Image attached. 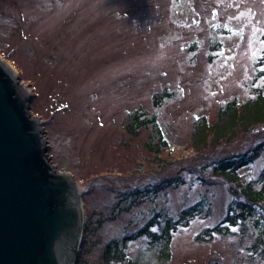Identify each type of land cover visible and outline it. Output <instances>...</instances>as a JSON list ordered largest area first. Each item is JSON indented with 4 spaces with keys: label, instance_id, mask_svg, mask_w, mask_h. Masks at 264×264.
<instances>
[{
    "label": "rangeland",
    "instance_id": "obj_1",
    "mask_svg": "<svg viewBox=\"0 0 264 264\" xmlns=\"http://www.w3.org/2000/svg\"><path fill=\"white\" fill-rule=\"evenodd\" d=\"M0 58L32 96L51 164L82 191L77 264H107L105 250L110 262L123 251L124 262L148 264L149 238L129 237L194 204L200 211L172 233L167 264H264V210L222 223L245 198L207 166L251 147L264 123L198 140L203 122L224 121L227 102L264 92V0H0ZM158 92L169 96L155 106ZM137 112L164 134L157 154L147 147L158 142L154 122L127 129ZM263 168L264 153L238 172L259 189ZM176 175L182 183L152 194ZM218 224L221 234L203 232Z\"/></svg>",
    "mask_w": 264,
    "mask_h": 264
},
{
    "label": "water",
    "instance_id": "obj_2",
    "mask_svg": "<svg viewBox=\"0 0 264 264\" xmlns=\"http://www.w3.org/2000/svg\"><path fill=\"white\" fill-rule=\"evenodd\" d=\"M32 96L0 61V264H77L85 223L78 184L48 159Z\"/></svg>",
    "mask_w": 264,
    "mask_h": 264
},
{
    "label": "trees",
    "instance_id": "obj_3",
    "mask_svg": "<svg viewBox=\"0 0 264 264\" xmlns=\"http://www.w3.org/2000/svg\"><path fill=\"white\" fill-rule=\"evenodd\" d=\"M167 95L169 96V93L167 94V92L155 93L154 105L157 106ZM219 114L220 119L223 118L224 121L218 120L213 124H208L206 121L203 122L204 124L198 135V140L200 142L206 141L209 134H212L211 141L214 142L216 138H223L226 135H231L230 137H232L238 128L244 133L254 132L259 124L264 123V92L259 89L255 96L247 99L243 103H238L234 98L221 108ZM131 118H134L135 125H133V128L129 124H126V126L129 131L132 130L134 132H136L141 126L147 127L154 122L153 127L155 134L158 135V142L148 143L147 147L151 152L157 154L159 147L164 146L167 143L159 125L154 119L145 118L142 112H137L133 117L129 116L128 120L130 121ZM254 139H258V141L253 140L251 147L236 152L234 155L223 156L218 160H212L207 164L208 167L209 165L212 166L211 169L214 174L221 176L230 184V190L236 197L243 195L245 198V201H240L235 207L232 206L226 214L222 223H228L229 226H235L239 223L243 224L248 216L255 214L257 208H262L264 210V168L262 169L258 180L259 182H262L259 189L255 188L254 183L252 182H244L241 178V174L238 172L240 168L254 163L264 153V135L257 132L254 134ZM178 181H180L179 183L183 182L179 175L166 178L156 185L151 192L154 195L166 187L176 185V182ZM237 208H239V210H237ZM199 211L200 206L197 204L187 206L179 212L177 219L166 217L163 219V224H161L162 221H159L161 214H157L156 219H153L152 222L144 225L137 235L134 234L129 238L135 239L138 236H147L150 240L151 247H153L148 264H167V260L170 259L171 255L170 246L172 233L177 229L178 225H189L190 220L196 216ZM220 225L221 224L206 228L203 232H207L210 235L213 233L221 234ZM152 226H158L157 231L151 230ZM86 228L87 226L85 225L81 247L86 242ZM226 229L228 230V228ZM200 237L201 236H197L196 239L199 241H205L204 239H200ZM260 241L264 242V227L262 229V239ZM253 248L255 250L256 247L253 246ZM106 255L107 253L105 250L104 259L107 264H121L122 262L123 264H138L140 259L138 256L135 260L124 262L125 260L122 251L116 255L113 262H110V260H107ZM210 264L221 263L216 261Z\"/></svg>",
    "mask_w": 264,
    "mask_h": 264
},
{
    "label": "bare ground",
    "instance_id": "obj_4",
    "mask_svg": "<svg viewBox=\"0 0 264 264\" xmlns=\"http://www.w3.org/2000/svg\"><path fill=\"white\" fill-rule=\"evenodd\" d=\"M0 61H2L4 64H6L8 66V68H10V70L15 74V70H13L12 66L10 64H8L4 59L0 58ZM16 75V74H15ZM77 195V199H79L81 205H82V201H81V193L76 192ZM82 209V207H81ZM80 251V243L78 241H76L75 246H74V250H73V254L71 257V260H73V258L79 253Z\"/></svg>",
    "mask_w": 264,
    "mask_h": 264
}]
</instances>
